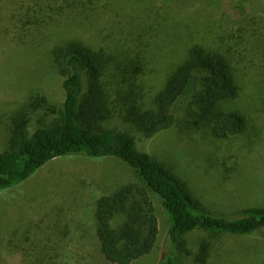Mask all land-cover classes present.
Returning a JSON list of instances; mask_svg holds the SVG:
<instances>
[{
    "label": "trees",
    "instance_id": "obj_1",
    "mask_svg": "<svg viewBox=\"0 0 264 264\" xmlns=\"http://www.w3.org/2000/svg\"><path fill=\"white\" fill-rule=\"evenodd\" d=\"M179 1L16 0L22 11L18 10L15 21L21 24L20 30L28 41L29 31L35 29L38 33L32 45L46 51L53 75L62 80L64 102L57 112L49 98L37 95L12 112L9 150L0 153V191L20 186L47 164L70 155L115 158L126 163L142 186L128 184L102 196L93 188L91 199L81 206L79 215L86 231L97 238L100 254L108 264H133L154 252L161 228L151 194L169 216L166 215L170 228L160 256L167 247L169 255L160 264H177L178 251L190 253L188 234L201 231L253 236L264 228L262 208L247 210L238 219L207 213L182 179L138 148L136 139L145 143L179 125V107L185 101H189L188 122L214 138L226 139L247 127V118L227 107L240 96L232 54L215 50L214 46L194 45L187 49L182 60L168 67L161 90H145L141 82L147 71L145 52L135 43H142L144 37L124 39L123 26H143V21L149 22L157 9ZM194 5L210 18L223 21L212 12L216 4L194 0ZM224 11L235 25L223 27L232 33L236 45H243L247 34L240 21L252 10L227 3ZM84 28L91 30L88 40L79 34ZM256 32L249 42L264 49V34ZM98 35L103 45L109 39L113 46L106 50L102 44L99 47L92 43ZM40 112L46 118H57L50 124L40 120L36 131L31 132L33 119ZM117 116L137 131L139 138L105 127ZM73 257L65 264H73ZM210 257V245L204 244L194 260L196 264H209Z\"/></svg>",
    "mask_w": 264,
    "mask_h": 264
},
{
    "label": "rangeland",
    "instance_id": "obj_2",
    "mask_svg": "<svg viewBox=\"0 0 264 264\" xmlns=\"http://www.w3.org/2000/svg\"><path fill=\"white\" fill-rule=\"evenodd\" d=\"M207 1L216 4L212 12L223 21L210 18L194 5V0H181L157 9L149 22L143 21V26H123V37H144L142 43H135L145 52L147 71L141 82L151 93L161 90L168 67L182 60L194 45L214 46L215 50L232 54L240 96L227 107L247 118L246 129L226 139L214 138L188 122L189 101L179 107V125L145 143L136 139L139 133L120 116L105 127L134 135L138 148L182 179L207 213L238 219L247 210L264 209V49L249 42L256 30L264 34V1ZM227 3L252 10L240 21L247 34L243 45H236L232 33L223 27L235 25L224 11ZM18 10L22 11L16 0H0V153L9 150L12 112L30 97L46 96L57 112L64 102L62 80L53 75L46 51L32 45L38 36L35 29L27 34L29 41L22 34L21 24L15 21ZM79 34L84 40L92 37L86 28ZM40 36L46 38L42 33ZM93 42L103 45L99 35ZM110 42L108 39V45L102 47L110 48ZM55 116L46 118L43 112L38 113L31 132L36 131L40 120L50 124ZM128 184L142 186L126 163L115 158L70 155L47 164L20 186L0 191V264H65L70 256H75L73 264H108L100 254L97 238L79 222L80 210L91 199L93 188L102 196ZM151 196L160 222L159 242L151 255L133 264H160L169 255L167 247L160 256L170 228L168 214ZM186 241L190 253L178 251L177 264H196L194 255L204 244L211 248L209 264H264V228L253 236L200 231L188 234Z\"/></svg>",
    "mask_w": 264,
    "mask_h": 264
}]
</instances>
